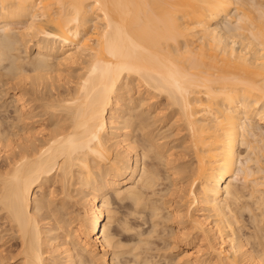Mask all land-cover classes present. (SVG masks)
Segmentation results:
<instances>
[{"label":"bare ground","instance_id":"1","mask_svg":"<svg viewBox=\"0 0 264 264\" xmlns=\"http://www.w3.org/2000/svg\"><path fill=\"white\" fill-rule=\"evenodd\" d=\"M0 264H264V0H0Z\"/></svg>","mask_w":264,"mask_h":264},{"label":"rangeland","instance_id":"2","mask_svg":"<svg viewBox=\"0 0 264 264\" xmlns=\"http://www.w3.org/2000/svg\"><path fill=\"white\" fill-rule=\"evenodd\" d=\"M85 208H87V206H86L85 203H83V202L78 203V204L74 207V209L76 210V211L73 212V216H75V218H76V221L73 223L74 226H75L76 224H78V222H80V221L83 219V215H84V212H85ZM78 214H80L79 217H78ZM82 214H83V215H82ZM121 215H122V213L119 212L118 216H121ZM78 225H79V224H78ZM78 225H77L76 227H78Z\"/></svg>","mask_w":264,"mask_h":264}]
</instances>
